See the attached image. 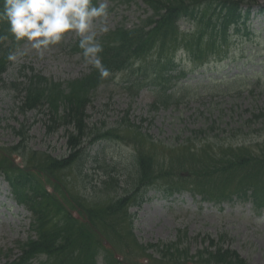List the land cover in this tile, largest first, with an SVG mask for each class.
I'll use <instances>...</instances> for the list:
<instances>
[{
    "label": "rangeland",
    "instance_id": "1",
    "mask_svg": "<svg viewBox=\"0 0 264 264\" xmlns=\"http://www.w3.org/2000/svg\"><path fill=\"white\" fill-rule=\"evenodd\" d=\"M247 1L254 3L247 28L232 34L224 60H212L194 70L193 62L182 51L176 52L175 70L166 75L168 81L159 83L155 71L146 68L150 61L158 60L159 56H154L146 62L135 63L100 85L93 92L87 110L88 125L95 132L93 136L97 132L117 134L120 131L124 134L125 125L135 124L157 144L168 148L192 139L198 146L209 144L207 146L215 148L234 144L258 152L259 148L254 146L264 142V117H254L264 113V9L261 10L264 0ZM106 3L111 31L123 26L134 28L152 14L142 0H106ZM180 26L182 30L190 28L186 21H181ZM11 36L13 38L0 35V48L17 54V59L10 61L0 77V147L8 149L18 145L21 137L17 131L22 130L27 138L26 152L13 149L9 155L17 166L32 171L53 193L56 192L53 186L41 175L45 170L35 166L39 165L43 154L56 158L69 155L67 130L62 127L54 133L48 132L51 124L48 109L44 113L23 111L21 89L32 74L31 68L35 73L62 83L80 78L91 69L84 64L81 52L73 50L78 42L74 34H68L61 44L45 52L43 58L26 41L17 42ZM182 71L187 73L186 76H181ZM144 74L147 76L141 80ZM167 94L171 95L170 103H158L155 107V102L163 100ZM103 138L94 144L87 139L80 164L55 174L61 183L67 186L71 183V191L86 195L99 207L114 195L107 193V186L104 189L101 185L108 173L113 169L125 173L126 177H121L125 185L137 165L133 144L115 136ZM29 153L30 156L37 153L39 157L30 162L27 159ZM131 213L134 215V234L141 244L171 243L183 237L182 247L190 249V263L191 256L204 247L201 238L210 236L218 240L220 235H225L228 244L251 264H264V211L259 213L252 202L235 200L217 204L203 202L200 196L190 192L165 197L152 190L140 206L131 208ZM75 215L78 217L77 213ZM31 222V212L15 200L11 187L4 177H0L1 264L16 259L21 253L19 245L36 238ZM100 229L104 230L102 225ZM114 242L119 246L116 240ZM105 243L117 259L127 260L126 254L117 247ZM149 252L153 254L152 258H132L143 264L154 260L156 264H165L159 262L162 261L160 254L154 250ZM46 259V255H39L32 264H44ZM97 264H105L101 256Z\"/></svg>",
    "mask_w": 264,
    "mask_h": 264
},
{
    "label": "trees",
    "instance_id": "2",
    "mask_svg": "<svg viewBox=\"0 0 264 264\" xmlns=\"http://www.w3.org/2000/svg\"><path fill=\"white\" fill-rule=\"evenodd\" d=\"M132 1V0H127ZM153 14L138 26L128 29L117 28L105 34L100 41L104 45L103 62L112 75L101 79L99 73L91 69L80 78L57 82L35 73L29 75L21 89L23 94L21 109H48V132L54 133L64 127L67 130L68 149L65 158L41 155L39 165L45 172L41 175L53 186L49 188L40 182L32 171L17 166L10 153L27 150V138L22 130L17 133L20 143L12 148L0 147V176L9 183L14 198L32 214L31 227L36 238L19 245L20 255L3 264H31L39 255H46L44 264H97L101 256L105 264H143L136 256L152 258L149 251L160 254L165 264H251L228 244V237L220 235L218 240L207 236L201 238L203 249L198 250L190 259L189 248H183V237L171 243L141 244L134 234V215L131 208L140 206L144 197L154 190L165 197L190 192L200 196L202 201L215 202L240 200L252 202L255 209H264V142L258 143L259 151L248 147L224 144L211 148L196 145L189 139L177 147L168 148L157 144L154 139L143 133L140 126L125 125V133L101 134L88 125V107L92 103L93 92L117 74L130 69L135 63L152 60L146 68L155 71L156 81H168L166 75L175 70V52L187 51L196 63L208 60L210 56L225 55L232 39V31L241 33L251 17L253 2L247 0H143ZM246 6V7H245ZM3 0H0V9ZM261 8V10H263ZM260 10V11H261ZM186 20L193 24L189 31H182L179 22ZM9 25L0 21V35L9 34ZM4 42H2L3 44ZM15 43V42H14ZM78 42L73 46L75 52ZM225 54H222L224 53ZM0 48V77L6 72L10 60ZM144 68V67H143ZM141 68V70L143 69ZM181 75H185L182 72ZM147 74H144L145 79ZM18 88L17 85H15ZM141 87V86H138ZM132 88V87H129ZM168 88L164 90L167 92ZM138 91V88L137 90ZM171 95L167 94L159 104L168 105ZM255 119L264 113L254 115ZM202 133V132H200ZM115 136L129 141L137 151L135 172L129 174L128 182L122 183L120 174L113 169L102 182L108 187L107 193H114L104 206L94 205L87 196L71 191V183H61L57 172L79 165L90 138V144L103 137ZM251 148V147H249ZM27 158L33 162L39 157L30 153ZM102 188V189H103ZM77 213L78 217H76ZM103 226L104 230L100 229ZM117 241L119 246L115 244ZM105 242L117 247L126 254L127 260L121 262ZM9 257L10 255H6ZM156 260L146 264H156ZM1 264V263H0Z\"/></svg>",
    "mask_w": 264,
    "mask_h": 264
},
{
    "label": "clouds",
    "instance_id": "3",
    "mask_svg": "<svg viewBox=\"0 0 264 264\" xmlns=\"http://www.w3.org/2000/svg\"><path fill=\"white\" fill-rule=\"evenodd\" d=\"M106 0H3L0 21H6L17 42L26 41L41 58L68 34L78 37L83 62L101 79L112 75L104 65V45L98 39L111 31ZM8 60L15 61L16 53Z\"/></svg>",
    "mask_w": 264,
    "mask_h": 264
}]
</instances>
